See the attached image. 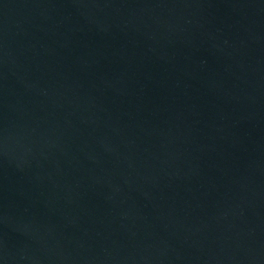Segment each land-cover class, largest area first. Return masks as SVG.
Listing matches in <instances>:
<instances>
[{"label": "water", "instance_id": "1", "mask_svg": "<svg viewBox=\"0 0 264 264\" xmlns=\"http://www.w3.org/2000/svg\"><path fill=\"white\" fill-rule=\"evenodd\" d=\"M0 264H264V0H0Z\"/></svg>", "mask_w": 264, "mask_h": 264}]
</instances>
